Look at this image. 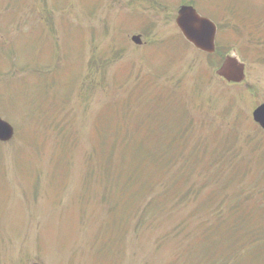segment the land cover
I'll return each instance as SVG.
<instances>
[{
    "label": "rangeland",
    "instance_id": "rangeland-1",
    "mask_svg": "<svg viewBox=\"0 0 264 264\" xmlns=\"http://www.w3.org/2000/svg\"><path fill=\"white\" fill-rule=\"evenodd\" d=\"M62 1L73 6L69 1ZM70 1L80 4V0ZM13 2L14 0H0V14L6 15L0 22V31L3 32L0 33L1 39L12 36L16 32L14 29L6 28L8 23L12 24L14 21V17H12L14 13H11L14 10ZM29 2L32 15H37L36 10L41 9L42 13L45 10L48 16H52V12L54 15L61 14L60 17L56 15L57 21L67 17L68 8L64 9L61 5L54 7L51 2L43 5V0H29ZM155 2L156 5L152 3V0H138L137 2L119 0L113 5L116 10L123 6L125 14L136 11L140 13L138 16L146 14L152 20H156L157 26L154 25L153 29L158 37L177 33L174 29L173 19L179 5L183 3L194 2L198 13L210 18L214 17L213 14L219 17L224 13H230L232 17L223 15L225 18L220 19L221 29H224L226 34L221 39L219 38V41L221 40L220 43L224 49L229 48V51L234 52L245 65L246 79L233 89L212 79V72L211 76H206L205 84H201L193 90L190 84L191 79L197 74L196 69L190 71L187 68L184 69L185 66L177 64L173 69L169 66L165 70L167 76L172 73L174 76H183L181 91L185 95V104L192 113L191 127L188 132L181 127H174L178 128L175 131L176 137L180 136L186 140L187 136V140H191L186 152L188 156V164L185 168L188 176L187 184L185 183L187 178L179 164L171 166L169 173L144 174L135 186L142 190L144 200L151 207L155 204L162 207L161 213L153 219L155 221L153 226L147 227L148 229L140 232L139 236L135 231L127 235L124 243V255L110 247V244L118 243L120 240L118 234L110 233H108L104 249L94 255L82 253L90 249L94 241V238L88 237V231L96 230L101 222L103 225L117 222L127 224L133 214L130 209H121L120 205H115L112 207L113 210L121 209L122 212L105 221L107 210L101 199L98 198L91 206L94 216L91 214L88 216L92 223L86 226L87 222L84 221L82 224L81 220L86 217L83 211L90 206L91 199L81 196L85 180L84 167L80 165V162L83 152L93 147V139L94 143H98L99 134L96 132L93 136L92 133L89 144L78 142L79 157L75 160L77 171L75 184L70 182V172L65 166V159L49 155V164L45 166L46 158L38 154V144L33 147L31 159H26L23 162L20 161L24 160L26 152H19L18 148L10 145L11 142L6 145L2 144L0 156V238L2 239L0 241V257L2 264H30L33 261H38L41 264H163L167 251L158 252L156 250L157 242L165 244L169 252L175 249L169 258L170 264L182 261L187 246L191 242L192 249L200 257L204 256L205 261L211 262L213 259L210 258V255L218 253V250L226 257L231 255V251L223 250L224 246L225 248L229 247V243L242 242L246 244L247 239L243 235L246 232H252L257 227L255 222L250 223L251 217L247 214L240 221L239 230L233 231L232 223H226V218L231 212V203H234L232 205L234 208L242 205L243 201L245 204H257L255 217L264 222V132L251 124L248 119L251 110L264 101V0L260 7H254L253 2L255 3L256 0L253 2L252 0H163L161 3L155 0ZM260 2L261 0H259ZM82 12H85V6H82ZM19 13L22 15V11ZM73 14L80 16L76 10L72 16H74ZM102 18L103 15L97 19V23H95L97 26H95V20L92 23L83 17L82 25L87 30L91 25L101 29L105 22V20L102 22ZM42 19L46 23L40 28L45 33L54 32L55 27L52 22L55 16L50 18V27L47 26V19L44 15ZM123 23H129V21ZM15 24L24 28V20L16 21L15 19ZM237 24L241 33L233 29L238 27ZM256 24H259V29L263 34L259 32L253 36L249 32L255 30ZM71 26L68 30L69 39L75 49L76 38L79 36L86 38V29L82 28L78 32L76 23H72ZM123 27L128 28L130 25ZM33 31L35 33L29 34L28 37L21 36L17 42L26 47L28 38L40 41L38 30L34 29ZM64 38L65 36H63ZM143 41H145L144 38ZM2 42L0 41V43ZM131 46L124 54L125 59L143 63L141 57L146 48ZM33 47L32 45L30 48ZM59 50L64 53L67 59L70 58L72 49L67 44L64 47L61 44ZM147 50L151 62L159 54L165 56L161 50L154 48ZM50 53V49L46 48V54ZM187 56L185 59V55H182L185 62L193 57L190 50ZM89 58V50H87L86 59L89 60ZM197 59H200V56H197ZM1 60L3 59L0 58V65L3 63ZM38 60L40 61L34 64H41V61H44L40 52H38ZM200 63L202 62L197 61L195 66L198 67ZM205 63L204 60L203 64ZM119 68L122 70V67L116 64L113 68L110 67V71ZM126 69L129 81L137 88L142 80L134 77L143 73L145 68L126 65ZM2 79L4 80L6 77H0V80ZM151 81L153 87L159 90L172 89L171 86H175V82L172 80L169 82L163 77ZM94 84L98 89L92 91L93 97L90 106L87 105L92 113L96 108L98 109L97 99L99 97L102 102V95L99 91L102 83L95 79ZM108 85L111 83L106 84V86ZM120 88L127 96L131 93L130 85H120ZM22 93H12L10 100L14 102ZM79 96L81 97V94ZM161 104L162 110L155 107L156 112L152 116L151 125L153 127L158 125L163 132H167L173 125L174 112L163 101ZM231 107L239 109L236 115L234 114L235 109H231ZM12 108H10V112ZM36 113L33 111L29 116L33 118ZM0 115L15 126L14 119L8 117L2 109H0ZM88 115L90 116L91 113ZM162 131L158 134L156 130H153L152 133L155 134L153 141L159 144L164 143L172 149H179L180 146L169 135H163ZM213 158H215L214 166L208 167ZM238 158L243 162L239 163ZM55 164L58 165L56 168L53 167ZM235 167L242 168L243 171L237 170L238 174L232 173ZM91 169L93 170L92 167ZM4 170L5 174H3ZM41 170L43 174H40ZM126 178L122 183H117V191L123 192L128 189ZM236 185H238L237 189ZM165 188L170 189L171 195L173 191L177 190L178 193L175 196L177 199L169 200L170 193L167 194V198L161 199L160 193ZM111 194L114 195V191L111 190ZM75 199L76 201H74ZM132 199H134L133 196L129 197L128 201ZM259 199H262V203L259 202ZM261 205L263 208H258ZM224 215H226L225 219H223ZM164 219L172 220L175 227H166ZM221 219L225 221L221 230L213 229L211 226L218 222L222 223ZM183 220L186 227L183 225ZM255 242L254 239V247L239 255V258L234 259V262L225 264H264V246L261 243L255 246ZM74 243L77 245L67 249ZM49 247L51 248L49 249ZM42 251V257L35 253H42ZM196 253L189 252L188 263L198 261L200 257L196 256ZM74 255H77V258ZM224 262L225 259L219 264Z\"/></svg>",
    "mask_w": 264,
    "mask_h": 264
},
{
    "label": "trees",
    "instance_id": "trees-1",
    "mask_svg": "<svg viewBox=\"0 0 264 264\" xmlns=\"http://www.w3.org/2000/svg\"><path fill=\"white\" fill-rule=\"evenodd\" d=\"M61 85H59L60 87ZM63 94H59L57 93L58 97H61ZM57 96L55 95H51V98L54 100L55 97L57 98ZM185 123H187L188 119L185 117L184 118ZM185 128V129H184ZM189 126H184L182 129L186 130L187 132L190 130ZM178 128H174L173 132L169 135L174 142H176L180 148L179 149H172L171 147L166 146V144H159L153 141V138L155 136L154 133H152L151 130L149 129H141V132L144 134V138L143 139H136V135L134 134L133 130L130 127H120L118 129V132L116 134V136H119L122 138V140L119 142L117 140H115L110 149L108 154H110V157H113V159L115 161H117L116 165H115V169H113L111 166V164L109 163H105L103 164V167H105L106 172L110 175V176H114L117 172V167L118 166H123L124 164V159L126 160V166L124 169V172L126 174V184L128 185L127 187H129L128 190H131V188H133L134 193L139 195V198L137 200V213H139V208L141 207V205L146 202L143 198V192L140 188H138L137 185L139 183V178H134L131 175L130 172V167L132 165V163L134 162V166L133 169H136L137 166H140L141 171L140 173H148L149 174V168L151 166V168L153 170H155V173H169L171 170V166H173L174 164H179L182 167V170L185 173L186 176V184L188 181V176L187 173L185 172V168L187 167L188 164V156L186 154L188 147L191 143V140H187V136H186V140L181 138L180 136L176 137L175 136V131ZM186 132V134H187ZM148 137V139H146ZM170 145V144H169ZM100 146L103 145H95L93 147V153L90 154V157H92V159L95 157L96 160H98L97 157V153H98V149ZM105 148V146H103ZM118 157H123L121 159H119ZM215 160V158H213L211 160V163L208 165V167L214 166L213 165V161ZM239 163H242L243 160L239 159ZM240 166V164H238ZM241 167V166H240ZM97 168H102V164L101 163H97ZM243 171V169H238L237 167L234 168V170L232 171V173L238 174V171ZM127 171V172H126ZM124 180L123 177L118 176L117 180H113V182H111L109 184V187H115V183H122V181ZM238 185H236V189H237ZM103 189L105 191V195L108 198L106 203L109 204L111 202V205L115 206V205H120L121 209H130L131 211L134 210V208H131V206H129V203H126L125 201V196L122 194V192H114V195L111 194V190L110 189H106L103 186ZM237 191V190H236ZM170 193V199L171 197H175L177 195V190L172 192H170V189L165 188L161 193H160V197L161 199L167 198V194ZM246 193V192H244ZM128 198V191H127V196ZM134 197V196H133ZM135 199V198H134ZM133 200V199H132ZM259 202L262 203V199H259ZM116 203V204H114ZM147 203V202H146ZM242 205H238L236 208H234L231 203V212L228 215V217L226 218V223L231 222L232 225L239 223L240 221L243 220V218L239 217L241 211L244 209L243 205H252L251 203L249 204H245V202H241ZM256 205H252L253 208H257ZM119 209V210H121ZM118 210H114L111 211V214H117ZM148 208L145 209V214H148ZM141 217H144V213H141ZM226 215L223 216V219H225ZM223 219H221V222L216 223L215 225H212L211 227L214 229V227L219 226V225H223L225 223V221H223ZM150 220H153L152 218ZM116 224V223H115ZM262 230V227L257 226L255 228V230H253L252 232H246V234L243 235V237L245 239H247V243H239V247L237 248H225V246L223 247L224 251H231L233 254H237L234 258H239V255H242L243 253H245L246 251H248L251 247H254V243L253 240L255 239V246L258 245L260 243V232ZM112 229L110 228V234H112ZM242 244V245H241ZM204 257V256H203ZM210 258L213 259V261H205L204 259L201 260L199 262V264H217L219 263L221 260L226 259L227 257L223 255L222 252H220L218 250V253H215L213 255H210ZM230 258V257H229Z\"/></svg>",
    "mask_w": 264,
    "mask_h": 264
},
{
    "label": "water",
    "instance_id": "water-1",
    "mask_svg": "<svg viewBox=\"0 0 264 264\" xmlns=\"http://www.w3.org/2000/svg\"><path fill=\"white\" fill-rule=\"evenodd\" d=\"M176 24L183 35L196 47L205 50H213L214 26L212 23L200 17L190 6H182L178 11ZM228 81H240L243 78V66L234 58H227L218 71ZM253 119L264 129V103L253 111ZM12 129L0 120V139H9Z\"/></svg>",
    "mask_w": 264,
    "mask_h": 264
}]
</instances>
